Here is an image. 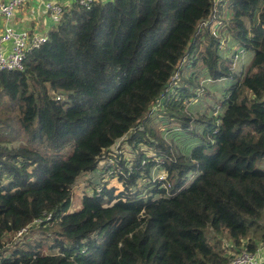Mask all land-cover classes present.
Instances as JSON below:
<instances>
[{
	"label": "trees",
	"instance_id": "1",
	"mask_svg": "<svg viewBox=\"0 0 264 264\" xmlns=\"http://www.w3.org/2000/svg\"><path fill=\"white\" fill-rule=\"evenodd\" d=\"M46 35L22 71H0V264H226L217 246L255 252L264 242V0L74 4ZM230 40L253 54L239 76L221 56ZM202 71L229 85L222 113L195 120L184 107ZM162 96L170 125L199 127L186 156L150 126ZM125 137L152 157L112 151ZM103 162L123 190L104 184L67 212L76 180ZM156 166L173 186L149 183L144 197L138 182Z\"/></svg>",
	"mask_w": 264,
	"mask_h": 264
},
{
	"label": "rangeland",
	"instance_id": "2",
	"mask_svg": "<svg viewBox=\"0 0 264 264\" xmlns=\"http://www.w3.org/2000/svg\"><path fill=\"white\" fill-rule=\"evenodd\" d=\"M4 1V0H2ZM245 25L247 28L250 27V23L245 20ZM226 52L224 54H221V56H227V58H234L233 62V72L236 75H241L245 69V67L248 65L250 61V53L243 52L241 49H238L235 45L234 41H229V43L226 44ZM223 52V51H222ZM187 64V67H191L190 64L187 63L186 59L183 63ZM192 71H195V68H191ZM190 70V69H189ZM189 77V74H184L183 80H187ZM200 78H202V81L200 82V89L196 92V98L195 99H189L186 102L185 105V111L186 115L193 117L192 119H200V118H209L213 115L217 116L218 114L222 113V110L219 107V103L224 100V88H226L227 81L226 80H219L216 82H212L205 74L204 71L200 73ZM177 79H175L176 81ZM171 92V90L169 91ZM172 93H169L171 95ZM167 99L166 96H162L157 102L154 103V105L150 108V116L151 119L154 120L150 124L152 126V129H154L160 138L165 142L167 146L170 148V152L173 154L174 157L176 155H184L186 156L190 151L194 143H198V137L194 135L193 131L196 133H199L197 129V125L192 122V125H190V128L187 130H182L179 128V124L175 123L176 125H170L173 124V122L169 121L168 113L169 111L166 110V107H164L165 100ZM150 128V127H149ZM141 131V129H140ZM128 137H125L119 142L117 141L116 146L112 149V151L116 149H122L119 152H122V158L126 161H129L132 159L133 154L137 157L138 154L142 153L144 154V159L147 157H152V154L150 151H148L145 147L139 146L138 149L135 147L134 144H130L127 142ZM118 153V152H117ZM119 154V153H118ZM120 156V155H119ZM135 158V157H134ZM143 162H147L144 161ZM111 161V165H112ZM110 164V163H108ZM150 175L155 178V176L158 174L159 169L154 167L151 169ZM194 177H188L184 184L183 189H186L193 181ZM152 182V180H151ZM105 184L107 188H115L116 194L121 192L123 190L122 184L119 182V180L114 178H109V175L107 174V171L105 170V167L98 172L94 171V174H86L85 176H80L73 188V193L71 196V199L66 205V211L67 212H73L81 207V198L84 195L90 194L92 190H101L102 186ZM138 190L142 192L144 197L150 196L148 194V191L152 190V187L148 183L147 178L140 180L138 182ZM260 226V232L264 234V212L261 213V219L258 223ZM254 228H251V231ZM205 236L207 239L209 238V229H205L204 231ZM36 235L30 238V241L35 239ZM209 241V239H208ZM224 244V242H223ZM222 248V246H221ZM216 251H219L220 254L229 260L233 254L236 253V250H232V252L225 253L223 250V254L219 250V246L216 247Z\"/></svg>",
	"mask_w": 264,
	"mask_h": 264
},
{
	"label": "built area",
	"instance_id": "3",
	"mask_svg": "<svg viewBox=\"0 0 264 264\" xmlns=\"http://www.w3.org/2000/svg\"><path fill=\"white\" fill-rule=\"evenodd\" d=\"M33 1H35L41 7H43L46 15L49 18L50 23L53 26L57 25L60 21V18L63 14V6L58 4L55 0H9L7 2L0 1V19H3L5 22L4 29L0 33V71H6V72L22 71L23 62L26 59L28 53H30L34 49L40 48L44 43H46L47 40L46 37L35 34L34 35L29 34L26 31H17L11 25V21L15 13L19 10V8ZM73 1L74 4L76 5L88 7L96 2L106 3L112 0H73ZM219 1L220 0H215L216 3ZM175 79H177L176 75L172 77V82H174ZM144 163L145 162H143V164ZM108 165H111V160L107 162V166ZM103 168H104V162L99 165V168L95 170V172H98L100 169L102 170ZM155 168L159 169L158 174L155 176V178L149 175V178L147 179L148 183L151 184L161 183L164 189L166 190L170 189L173 186V183L171 181H168L167 172L163 168H159L157 166L154 167V169ZM113 173L114 172L112 171H107L109 178L116 177L115 175L113 176ZM86 174H94V171L92 173H86ZM86 174H82L81 176H85ZM75 183L73 185V188L75 186ZM94 191L100 192V189L92 190L90 194H92ZM50 220H51V215L47 214L43 218L36 220L34 224L38 226L41 224H45ZM26 233H27V228L20 230L19 232L16 233L15 240L22 239ZM233 255L234 256L229 258L226 264H264L263 245L262 246L259 245L257 250L253 253L241 251L238 253H234Z\"/></svg>",
	"mask_w": 264,
	"mask_h": 264
},
{
	"label": "crops",
	"instance_id": "4",
	"mask_svg": "<svg viewBox=\"0 0 264 264\" xmlns=\"http://www.w3.org/2000/svg\"><path fill=\"white\" fill-rule=\"evenodd\" d=\"M7 1L9 0H4L2 2H7ZM55 1L61 6H63V8H68L74 5L73 0H55ZM11 25L17 31H26L29 34L40 35L46 38H47V35H46L47 32L50 30V28L54 27L50 23L49 18L46 15L43 7L38 5L35 1L25 4L23 7L19 8V10L15 13L11 21ZM4 26H5L4 20L0 19V33L3 31ZM247 53L251 54L250 56V60H251L253 54L251 52H247ZM226 81L228 83L226 84V86H228L229 81L228 80ZM196 145L197 144L194 143L192 148ZM262 245L264 246V242L261 244V246Z\"/></svg>",
	"mask_w": 264,
	"mask_h": 264
}]
</instances>
